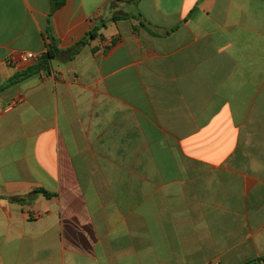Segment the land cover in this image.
<instances>
[{
    "label": "crops",
    "instance_id": "0c3cea01",
    "mask_svg": "<svg viewBox=\"0 0 264 264\" xmlns=\"http://www.w3.org/2000/svg\"><path fill=\"white\" fill-rule=\"evenodd\" d=\"M57 1L0 0V87L62 52L0 91V264L264 258V0Z\"/></svg>",
    "mask_w": 264,
    "mask_h": 264
},
{
    "label": "trees",
    "instance_id": "16d2710c",
    "mask_svg": "<svg viewBox=\"0 0 264 264\" xmlns=\"http://www.w3.org/2000/svg\"><path fill=\"white\" fill-rule=\"evenodd\" d=\"M63 4V0H59L54 4V10L58 7H60ZM89 37H93L94 34L90 33L88 35ZM80 45L85 44V39L82 40ZM72 53L75 51V48L71 50ZM62 52L58 49L55 41L53 40L52 43L48 46L47 53L42 57V59L39 61V63L33 65L31 68H29L27 71L21 72L17 75H15L8 83L0 87V91L3 90L7 85L13 84L18 82L19 80L28 77L32 74H35L36 72H39L41 70H47L51 64V61L55 58H58ZM264 258L257 259L256 261H252L250 264H258L260 263Z\"/></svg>",
    "mask_w": 264,
    "mask_h": 264
},
{
    "label": "built area",
    "instance_id": "2783aa9c",
    "mask_svg": "<svg viewBox=\"0 0 264 264\" xmlns=\"http://www.w3.org/2000/svg\"><path fill=\"white\" fill-rule=\"evenodd\" d=\"M42 55H38L35 53H22L19 56V60L26 66H31L39 63V61L42 59ZM217 264V263H214Z\"/></svg>",
    "mask_w": 264,
    "mask_h": 264
}]
</instances>
